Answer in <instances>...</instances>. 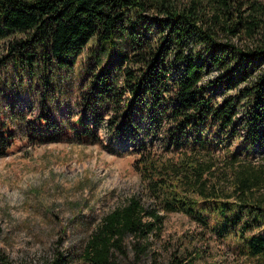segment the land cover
<instances>
[{
  "label": "trees",
  "instance_id": "obj_1",
  "mask_svg": "<svg viewBox=\"0 0 264 264\" xmlns=\"http://www.w3.org/2000/svg\"><path fill=\"white\" fill-rule=\"evenodd\" d=\"M93 39L75 120L57 119L50 108L26 119L12 101L5 110L23 122L30 143L68 140L137 153L140 190L101 217L81 259L119 264L115 255L129 250L141 257L160 236L164 214L180 212L202 231L232 238L250 264H264L263 202L253 198L264 187V166L233 168L229 180L221 176L229 182L221 183L211 181V162L193 152L173 163L153 151L156 141L165 151L205 149L212 128L228 130L233 139L235 121L245 145H264V0H0V41L6 43L0 61L17 77L41 74L42 103L48 89L55 90L52 70L73 69ZM234 40L248 43L241 48ZM122 42L128 52L117 47ZM214 89L229 94L218 103ZM2 113L0 107L5 155L16 131ZM101 128L110 135L104 144ZM193 239L181 244L182 252ZM199 257L173 256L170 263L195 264Z\"/></svg>",
  "mask_w": 264,
  "mask_h": 264
},
{
  "label": "rangeland",
  "instance_id": "obj_2",
  "mask_svg": "<svg viewBox=\"0 0 264 264\" xmlns=\"http://www.w3.org/2000/svg\"><path fill=\"white\" fill-rule=\"evenodd\" d=\"M245 47V41H231ZM95 46L91 40L80 54L73 69L52 70V86L43 99V83L39 76L32 77L24 71L14 76L11 65L0 61V107L4 120H10V128L16 138L5 155H0V264H87L81 259L82 247L102 216L140 190V177L134 168L138 158L135 151L110 152L99 144H83L61 140L46 143H30L25 136L23 122L15 121L6 112V102L12 101L32 119L51 109L57 119L75 120L80 112V94L88 82L85 72L88 58ZM119 50L128 52L125 42ZM117 49L110 60H117ZM6 55V43L0 41V59ZM104 60V57H103ZM55 74V77H54ZM215 75L211 72L205 80ZM216 102H221L222 89L211 91ZM239 117V116H238ZM237 117V118H238ZM7 118V119H5ZM107 119V117H105ZM236 124V137L229 131L218 133L212 128L208 133L210 145L200 150L165 151L162 142L154 143L153 151L162 159L173 163L182 161V153H195L199 160L211 162L212 180L228 183L233 168L264 166V145L246 144L244 131ZM103 144L110 139L101 128ZM241 136V137H238ZM122 150L123 145H118ZM225 174V178H221ZM231 180V179H230ZM218 183V184H221ZM226 187V184L223 185ZM253 198L261 199L264 209V187L253 192ZM233 200V199H231ZM230 200V201H231ZM193 239L188 251H181V244ZM130 238L126 240L129 241ZM127 251V250H126ZM199 255L195 264H250L252 260L242 255L232 238H218L204 232L189 216L180 212L164 214L162 231L152 239L145 255H115L119 264H171L173 256L189 258Z\"/></svg>",
  "mask_w": 264,
  "mask_h": 264
}]
</instances>
